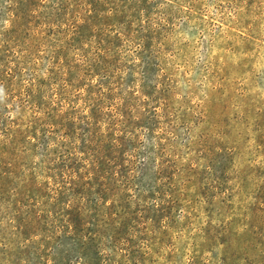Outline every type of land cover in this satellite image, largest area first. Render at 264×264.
Masks as SVG:
<instances>
[{
  "label": "rangeland",
  "instance_id": "rangeland-1",
  "mask_svg": "<svg viewBox=\"0 0 264 264\" xmlns=\"http://www.w3.org/2000/svg\"><path fill=\"white\" fill-rule=\"evenodd\" d=\"M0 264H264V0H0Z\"/></svg>",
  "mask_w": 264,
  "mask_h": 264
}]
</instances>
